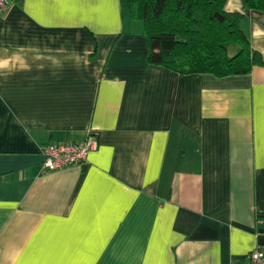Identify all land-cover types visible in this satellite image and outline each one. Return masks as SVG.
Returning a JSON list of instances; mask_svg holds the SVG:
<instances>
[{"label": "crops", "instance_id": "0c3cea01", "mask_svg": "<svg viewBox=\"0 0 264 264\" xmlns=\"http://www.w3.org/2000/svg\"><path fill=\"white\" fill-rule=\"evenodd\" d=\"M264 58V13L228 0ZM121 0L0 13V264H246L264 247V66L150 62ZM99 146L43 171L41 146Z\"/></svg>", "mask_w": 264, "mask_h": 264}, {"label": "trees", "instance_id": "16d2710c", "mask_svg": "<svg viewBox=\"0 0 264 264\" xmlns=\"http://www.w3.org/2000/svg\"><path fill=\"white\" fill-rule=\"evenodd\" d=\"M228 0H121L140 20L151 47L150 62L181 74L223 78L264 66L242 29L246 16L225 9ZM264 13V0H243Z\"/></svg>", "mask_w": 264, "mask_h": 264}, {"label": "built area", "instance_id": "2783aa9c", "mask_svg": "<svg viewBox=\"0 0 264 264\" xmlns=\"http://www.w3.org/2000/svg\"><path fill=\"white\" fill-rule=\"evenodd\" d=\"M8 8V0H0V13ZM99 146L98 137L90 134L86 140L49 143L41 146L45 158L43 171L53 172L67 167L82 165L87 162L90 153ZM246 264H264V247H257L247 256Z\"/></svg>", "mask_w": 264, "mask_h": 264}]
</instances>
